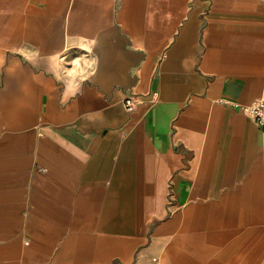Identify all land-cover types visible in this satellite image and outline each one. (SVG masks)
Returning a JSON list of instances; mask_svg holds the SVG:
<instances>
[{"label": "crops", "instance_id": "1", "mask_svg": "<svg viewBox=\"0 0 264 264\" xmlns=\"http://www.w3.org/2000/svg\"><path fill=\"white\" fill-rule=\"evenodd\" d=\"M263 94L261 0H0V264H264Z\"/></svg>", "mask_w": 264, "mask_h": 264}, {"label": "built area", "instance_id": "2", "mask_svg": "<svg viewBox=\"0 0 264 264\" xmlns=\"http://www.w3.org/2000/svg\"><path fill=\"white\" fill-rule=\"evenodd\" d=\"M261 1L264 2V0ZM136 97L137 96L133 93H129L125 96L123 103L127 110H132L136 107L138 104ZM241 111L264 129V94L249 104L241 105ZM151 264L159 263L156 258H152Z\"/></svg>", "mask_w": 264, "mask_h": 264}]
</instances>
